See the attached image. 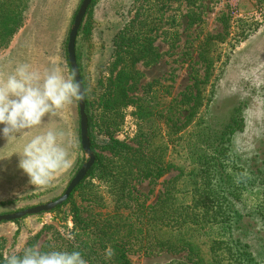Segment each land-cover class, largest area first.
Instances as JSON below:
<instances>
[{
	"label": "rangeland",
	"instance_id": "1",
	"mask_svg": "<svg viewBox=\"0 0 264 264\" xmlns=\"http://www.w3.org/2000/svg\"><path fill=\"white\" fill-rule=\"evenodd\" d=\"M82 1H22L25 6L22 24L7 46L0 50V78L21 63L41 71L60 66L65 75L70 74L66 63L67 41ZM5 2L10 5L0 0L2 10L7 12ZM147 12L155 28L153 46L159 58L155 64L136 66L139 76L131 87V95L141 100L144 114H149V118L138 120L135 108L129 106L123 110L121 124L110 133L132 152L145 149L142 153L147 157L151 155L150 163L161 161L175 165L151 184H136L138 196L145 199L147 205L156 204L167 188L175 186L178 202L188 205L199 202L195 210L200 211L204 205L211 206V187L206 189L199 175L207 165L211 166L213 156V151L202 142L211 136L208 143L211 144L212 136L222 133L237 107L242 109L245 122L243 132L232 137V152L238 165L248 171L257 174L264 169V0L236 3L230 0H94L90 15L86 13L84 18L90 25L89 33L79 37L78 45L81 75L94 109L99 105L106 81L121 67L115 68L117 61L112 58L114 34L128 22L137 27ZM200 55L214 66L208 83L200 85L204 97L200 114L179 134L180 140L167 146L168 111L183 114L186 106L182 102L187 101L190 87L196 80H204L205 65ZM96 111L100 118L102 109ZM49 129L63 133L71 166L56 176L50 186H34L18 168L17 154L32 135ZM101 131L99 139L107 138ZM103 154L108 155L107 152ZM85 162L77 102L18 140L7 142L0 138V214L58 199ZM222 177L226 187L232 185L239 189L234 185L239 184V177L232 180L226 173ZM237 195L234 211L240 213L241 218L225 219V211L219 209H211L210 219L200 218V232L194 239L198 259L189 256L188 251L153 250L151 254H131V264H264V221L249 210L257 199L253 195L239 199L240 194ZM72 204L80 206L77 194ZM70 209L71 204L53 213L27 217L18 226L0 231V253L4 257L20 253L27 241L44 226L67 234L73 227ZM17 228L20 235L15 240ZM54 229L42 234L37 243L39 247L54 237ZM237 246L243 249L241 256L237 255Z\"/></svg>",
	"mask_w": 264,
	"mask_h": 264
},
{
	"label": "trees",
	"instance_id": "2",
	"mask_svg": "<svg viewBox=\"0 0 264 264\" xmlns=\"http://www.w3.org/2000/svg\"><path fill=\"white\" fill-rule=\"evenodd\" d=\"M6 1L10 4L5 2L9 11L2 10L3 3L0 4V50L7 46L20 28L25 9L22 1L27 2V0ZM93 3L94 0L87 15H90ZM149 17L148 12L144 13L141 21L136 24L137 27H134L132 22H128L123 29L114 34L112 58L117 61L115 68L119 65L121 67L115 76H111L106 81L105 90L100 95V102L96 109L90 100L88 88L81 75L79 37L89 33L90 29V25L83 20L76 41V60L82 87L86 93L85 114L90 148L95 155V162L84 181L73 191L69 199L51 212L61 210L71 204L70 216L73 227L67 230V234H64L53 227L44 226L39 233L27 241L26 247L37 245L42 234L54 229V237L50 241L43 242L39 250L42 252L53 249L79 250L87 264H131L129 259L131 254H151L153 250L171 253L188 251L189 256L198 259L194 239L200 232L198 229L201 228L200 218L210 219L211 209L225 211V219L228 220L241 218L240 213L234 211L237 194H240L239 199H242L244 195L255 196L257 203L252 209L247 208L261 221H264V169L254 174L239 166L237 157L231 148L233 135L242 133L244 130L245 121L240 107L233 110L222 133L212 136L214 139L211 144H208L211 136L201 141L213 151L211 166L207 165L205 171L200 172L201 176L199 175L204 187L206 189L211 187L209 193L211 194V206L204 205L200 211H197L195 207L199 205V202L194 205L178 202L175 186L167 188L162 198L153 205H147L146 200L138 196L136 184L143 182L151 184L175 166L170 162L150 163L151 155L147 157L148 155L144 156L142 153L145 149H141L140 152L136 151L137 153L132 152L130 147L119 142L110 133L121 124L123 110L129 106L135 108V116L138 120L146 121L149 118V114H144L141 100L131 95V87L134 86L139 76L136 66L139 63L155 64L159 58L153 46L155 42L153 33L156 32L151 26ZM199 58L205 65L204 80H196L190 87L187 101L182 102L186 106L183 114L168 111L167 146L180 140L179 134L188 128L200 114L199 109L204 100L203 88L200 85L208 83L214 66L204 56L200 55ZM66 63L71 73L67 51ZM97 108L102 109L100 118L97 115ZM101 129L107 134V138L99 139ZM199 138H204V135H199ZM103 152H107L108 155H104ZM225 173L232 180L239 177V184H234L238 185L239 189H234L232 185L226 187L222 177ZM181 174L173 179V183H176ZM75 194L79 198L80 206L72 204ZM203 194L206 195V191ZM209 194L207 199L210 197ZM13 223L18 226L20 221ZM19 235L20 229H17L13 238L16 240ZM237 252H239L237 255L241 256L243 249L237 246ZM17 254H22V251ZM3 259L4 255L0 253V264H3ZM247 262H250L249 259Z\"/></svg>",
	"mask_w": 264,
	"mask_h": 264
},
{
	"label": "clouds",
	"instance_id": "3",
	"mask_svg": "<svg viewBox=\"0 0 264 264\" xmlns=\"http://www.w3.org/2000/svg\"><path fill=\"white\" fill-rule=\"evenodd\" d=\"M86 93L77 73L65 75L60 66L41 71L28 63L18 64L0 78V138L15 141ZM47 118V119H46ZM63 133L53 129L32 135L18 155V168L34 186H50L56 176L71 166ZM111 255V253H109ZM3 264H87L79 250L40 251L38 245L25 247L22 254L5 255Z\"/></svg>",
	"mask_w": 264,
	"mask_h": 264
},
{
	"label": "water",
	"instance_id": "4",
	"mask_svg": "<svg viewBox=\"0 0 264 264\" xmlns=\"http://www.w3.org/2000/svg\"><path fill=\"white\" fill-rule=\"evenodd\" d=\"M93 0H83L79 9L73 20L72 27L69 31L68 41H67V58L70 66L71 72L73 70L77 73V80L81 82V77L78 70L77 60H76V41L79 33V29L83 23L86 13ZM82 84V82H81ZM78 111L80 118V144L81 149L85 155L86 162L82 165L79 171L76 173L74 178L70 181L64 193L56 200L49 203L38 205L35 207L23 209L13 213L0 214V224L2 223H13L16 221H21L27 217L37 216L43 213H50L54 211L57 207L65 203L73 191L84 181L88 172L91 170L94 162L95 155L90 148V140L88 137V122L87 116L85 114V104L84 101L78 102Z\"/></svg>",
	"mask_w": 264,
	"mask_h": 264
},
{
	"label": "crops",
	"instance_id": "5",
	"mask_svg": "<svg viewBox=\"0 0 264 264\" xmlns=\"http://www.w3.org/2000/svg\"><path fill=\"white\" fill-rule=\"evenodd\" d=\"M13 225H15V224H13V223H2V224H0V231H2L4 229H8L9 230V229H11V226H13ZM15 226H17V225H15ZM17 229H16V231H17ZM0 236H1V234H0Z\"/></svg>",
	"mask_w": 264,
	"mask_h": 264
},
{
	"label": "built area",
	"instance_id": "6",
	"mask_svg": "<svg viewBox=\"0 0 264 264\" xmlns=\"http://www.w3.org/2000/svg\"><path fill=\"white\" fill-rule=\"evenodd\" d=\"M230 1L236 3V2L239 1V0H230Z\"/></svg>",
	"mask_w": 264,
	"mask_h": 264
}]
</instances>
